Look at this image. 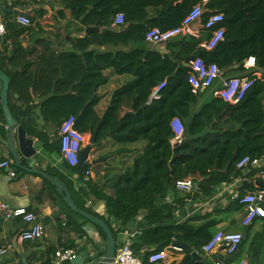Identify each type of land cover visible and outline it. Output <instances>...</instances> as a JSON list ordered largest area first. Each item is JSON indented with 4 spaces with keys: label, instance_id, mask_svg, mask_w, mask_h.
<instances>
[{
    "label": "trees",
    "instance_id": "obj_1",
    "mask_svg": "<svg viewBox=\"0 0 264 264\" xmlns=\"http://www.w3.org/2000/svg\"><path fill=\"white\" fill-rule=\"evenodd\" d=\"M62 2L73 21L83 27L110 28L116 14L122 12L125 15L124 29L118 32H91L83 38L73 39L71 41L76 52L61 54L47 50L50 42L39 39L36 45L42 50L36 55V47L27 50L22 46L20 38L28 29L13 21L16 16L13 12L18 7L24 10L40 4L36 0H12L10 3L3 0L0 16L6 24L7 35L0 40L3 47L0 50V67L11 79L9 105L15 119L20 124H25L10 104L14 96L18 94L19 101L24 102L27 108L34 106L33 96H37L43 99L40 107L46 121L61 125L64 120L74 116L76 129L81 133H93L96 135V142L108 135L119 145L135 143L141 139L148 140L144 154L136 158L131 168L114 179V193L109 195L100 185L91 182L87 184L88 191L81 188L86 197L94 196L97 200L106 202L109 218L96 215L89 208H82L104 220L116 240L118 232L112 227L111 219L125 225L140 211L146 210L145 220L148 227L139 237L140 242L161 244L151 253L176 241L201 250L212 239L207 237L208 224L194 227L187 221L177 225L172 219L173 207L162 202L165 201L171 184L175 185L177 181L190 175L204 176L209 184L205 187L210 190L221 182L231 181V174L245 156H264V0H208L205 3L204 0ZM197 5H203L204 9L201 17L202 40L209 39L214 30L222 28L225 31L224 40L213 51L202 49V40L191 37L168 43L165 54L147 47L145 36L150 29L157 27L165 31L182 25ZM44 13L43 9L35 10L39 17L44 16ZM213 13H222L224 21L211 30H205L204 26ZM59 14L66 16L65 12ZM133 44L142 46L115 54L90 50L94 45ZM251 56L256 58L251 64H257V70L262 72V77L255 78L244 99L236 105L225 102L223 106L224 100L221 97L216 98L191 118V107L196 102L199 91H195L189 84L190 67L185 64L200 57L207 64H217L222 71L238 66L240 72H245L246 76L252 78L254 71L247 72L244 68V62ZM17 68L21 70L16 71ZM109 69L114 74L129 73L140 79L117 89L104 113L100 114L97 111V106L102 101L99 90L108 82L106 71ZM143 76L149 80L143 82ZM164 81L167 85L159 100H153L151 104L163 105L164 110L169 106L176 109L173 113L179 115L185 132L183 141L176 145L171 144V130L166 126L160 128L156 125L155 115L149 120L148 127L139 126L145 118L149 119L146 113L143 114V109L147 107L153 86ZM72 88L76 95H67ZM131 92L137 95L134 98L137 112L119 119L125 97ZM18 111L22 115L26 114V110L22 108ZM70 111L75 114H69ZM164 115L167 119L164 123L166 125L169 117L166 112ZM217 117L218 123L213 124L214 129L211 130L210 126ZM188 119L190 120L187 121ZM0 122L5 124L1 105ZM6 136L7 131L4 130V138ZM227 163L229 169L225 173ZM216 164L218 168L215 170ZM44 181L58 195L57 189L47 180ZM68 188L72 186L69 185ZM59 197L63 199V196ZM66 207L68 208L67 205ZM68 210L83 218L70 208ZM83 220L90 223L84 218ZM96 228L107 241L104 230L97 226ZM184 252L187 257L182 264H194L191 251L184 249Z\"/></svg>",
    "mask_w": 264,
    "mask_h": 264
},
{
    "label": "crops",
    "instance_id": "obj_2",
    "mask_svg": "<svg viewBox=\"0 0 264 264\" xmlns=\"http://www.w3.org/2000/svg\"><path fill=\"white\" fill-rule=\"evenodd\" d=\"M7 2L10 3L12 0H7ZM37 2L39 3V0ZM51 2L54 4L39 3L40 5L29 6L28 9L23 10L18 7L14 10V14L16 11L22 13L30 12V14L28 13L26 15L30 16L33 22V25L26 28L28 29L27 32L20 38L21 44L27 50L36 47V55L40 54L42 50L41 47L36 45L39 39L50 42V48H47V50H53L56 54L76 52L71 40L83 38L89 34L87 33L88 27H83L78 22L73 21L69 11L64 9L62 0H53ZM39 9L44 10V16L39 17L35 14V10ZM59 12H65L66 16H61ZM150 14H152L151 9ZM0 19L3 18L0 16ZM140 46L142 45H94L90 47V50L98 53L108 52L115 54L118 51L129 52ZM147 47L161 54L167 53L166 45L152 46L147 44ZM2 49V43L0 42V50ZM185 65L190 67V63H186ZM19 70L21 68L16 69V71ZM260 73L262 74V72ZM106 75H108V82L99 90L102 101L97 106V111L100 114L104 113L110 104L113 93L117 89L136 81L138 78L140 79V77L129 73L114 74L111 69L106 71ZM246 75L247 73L238 70V66L222 71L221 76L210 88L199 91L196 102L191 107V118L205 105L212 103L216 98H220L219 94L221 90H224L225 82L234 80L235 78H242ZM141 79L143 82L149 80L145 76L141 77ZM69 94L76 95L74 88L73 90L71 89ZM136 96L134 92L126 95L125 101L119 111V119L127 115L136 114L137 110L134 108V98ZM42 101L43 99L40 97L33 96L34 106L27 108L24 102L19 101V95L16 94L14 100L10 103L14 112L24 121L25 124L21 125L27 130L28 136L35 139V146L38 150L37 163L41 164L43 171L61 179L68 187L69 185L72 186L69 190L79 208H89L94 214L109 218L106 202L97 200L94 196L86 197L81 192V188L88 191L87 184L91 182L100 185L109 195L114 193V187L112 186L114 179L118 175L125 173L128 168H131L136 158L144 154L148 146V140L141 139L135 143L119 145L108 135L100 142L95 141L93 143L92 139L94 134L91 132L83 133L86 136V143L82 149H85L89 145L93 146V151L89 154L87 161L91 163L95 160H102L100 163L88 169L91 170L92 175L90 176V181L86 183V174L80 173L77 168H71L63 159L60 151V125L45 120L40 107ZM152 102L149 99L146 103L147 107L143 109V114L146 113L149 119L146 120L145 118L139 125L140 128H145L143 125L148 127L149 120L155 115V123L157 126L160 128L166 126L168 130H171V144H180L183 141L185 132L183 133L182 140L176 142L177 127L175 122L176 120L180 121L179 115L173 113V110L176 109L169 106L167 110H164L163 105L159 106L157 104L153 106L151 104ZM224 103L225 101L222 102L223 106ZM153 107L154 110L151 111ZM19 108L26 110V114L22 115V113H19ZM165 112L167 113V117H169V122L166 125L164 124L167 120L165 119ZM69 114L74 115L75 113L70 111ZM218 119V117L217 119L214 118L210 126L211 130L214 129L213 124L218 123ZM220 127H223V125H220ZM4 130L7 131L6 125L0 122V159L9 157L14 160L6 142L8 132L6 138H4ZM261 158L264 163V156ZM217 168L218 164L217 166L215 165V170ZM13 169L17 172V177L14 179L9 176L8 171H0V200L13 208L25 207L38 214L45 227L46 235L40 241L20 243L17 237L25 228V224L21 220L16 219L0 220V250L7 249L5 254H0V264H52L54 251L61 248L75 249L77 251V257L85 254L82 264H104L102 256L106 252L107 245L96 226L91 223H86L83 218L73 215L68 210L69 207L67 208L64 204L63 199L59 197L60 194L57 192V195L45 183L43 177L27 171L18 170L16 164H14ZM228 169L229 163L226 164L224 172L227 173ZM247 170H239L237 168V173L235 171L230 176L231 181L221 182L211 187L210 190L209 188L207 190V187H205L209 186L205 177L199 174L188 177L193 180L194 184V190L191 193H185L177 189L176 184L169 186L167 197L162 203L173 207L172 219L175 224L180 225L187 221H190L194 227H201L208 224L207 237L209 236V238H212L217 232L243 234V241L239 249L231 256H227L222 252L206 254L203 252V249L199 250L191 245L193 251H196L201 256L199 260L192 256L194 264H215L216 261L220 260H227L229 264H240L242 262H246L247 264H264V218H256L249 226L245 227L243 225V220L246 215L245 207L235 199L236 193L244 195L248 192L256 191L259 187L256 184L257 181L261 180L258 172L255 170ZM248 173L250 174L246 175ZM146 215L147 211L142 210L130 223L125 225L111 219L112 227L118 232L117 250L120 249L123 242L129 237H132L135 252L143 257L145 262L149 253L161 245L140 242L141 238L139 237L148 227L145 220ZM63 216L67 217L65 226L63 225ZM69 218H71L70 221ZM190 253L192 255V252ZM22 256H25L26 260ZM186 257V252L170 253L167 261L159 264H182ZM59 264H75V262L63 261ZM145 264L150 263L146 262Z\"/></svg>",
    "mask_w": 264,
    "mask_h": 264
},
{
    "label": "built area",
    "instance_id": "obj_3",
    "mask_svg": "<svg viewBox=\"0 0 264 264\" xmlns=\"http://www.w3.org/2000/svg\"><path fill=\"white\" fill-rule=\"evenodd\" d=\"M208 0H204V3ZM204 13L203 5H197L189 16L183 21L182 25L168 29L161 30L157 27L150 29L146 36L147 44L152 46H165L168 43L181 39L184 37H191L197 40H202L201 31V17ZM13 21L24 27L28 28L33 25L31 17L28 15H16ZM224 21L222 13H213L207 20L204 29L211 30ZM125 26V15L122 12L116 14L113 19L112 27L121 28ZM7 35V27L3 19H0V38ZM225 38L224 29H217L212 32L209 39L202 40L200 47L206 51H213L220 42ZM256 60L251 56L244 62V68L248 71H254L253 77L244 76L242 78H235L225 82L224 90L220 91V97L232 105L241 102L246 96L247 92L251 89L255 82V78L262 77V74L257 70V64L253 65L251 62ZM222 70L215 63L207 64L200 57L190 62V73L188 82L195 91H202L210 88L215 81L221 76ZM167 83L164 81L156 85L151 92L150 101L157 100L161 96L162 90L166 87ZM176 137L175 141L180 142L183 138L184 127L179 120H176ZM76 118L70 116L64 120L59 128L61 153L63 159L71 168H77L79 164V154L86 143V136L78 131L75 127ZM15 161L9 157L0 159V171H8L9 176L14 179L17 177V172L13 169ZM239 170H255L261 180H264V163L262 158L245 156L237 164ZM85 182L90 181L92 175L91 170L85 172ZM177 189L191 193L194 190L193 180L186 178L176 182ZM235 199L244 205L246 210L243 225L249 226L256 218H264V188L258 187L254 192H248L244 195L239 193L235 194ZM21 220L25 224V228L18 235L17 240L20 243L36 242L45 238V227L41 222V217L35 212L25 207L13 208L4 201L0 200V220ZM65 226L67 217L63 216ZM243 241L242 233L232 232H217L212 239L203 246V252L206 254H214L218 252L225 253L227 256L233 255L239 249ZM7 249L0 250V254H5ZM184 248L176 246L171 243L162 250L151 253L148 257L150 264H159L166 262L170 253H183ZM77 251L73 248H61L55 253L52 264H59L63 261H73L77 258ZM114 264H145V259L139 256L134 248L132 237H129L123 242L120 249L117 250ZM215 264H229L224 260L216 261ZM240 264H247L242 262Z\"/></svg>",
    "mask_w": 264,
    "mask_h": 264
},
{
    "label": "water",
    "instance_id": "obj_4",
    "mask_svg": "<svg viewBox=\"0 0 264 264\" xmlns=\"http://www.w3.org/2000/svg\"><path fill=\"white\" fill-rule=\"evenodd\" d=\"M37 1V0H36ZM53 0H39V3L46 4ZM0 6L3 5V0H0ZM30 14V12H28ZM28 13H22L20 11H16V15H26ZM124 29V26L121 28L118 27H110L99 29L97 27H88L87 33L91 32H107V31H121ZM11 79L10 77L0 68V105L3 110L4 121L7 128L8 136H7V146L9 151L14 158L15 164L18 170L27 171L32 174H37L47 180L50 184H52L57 192L63 196V201L65 204L76 214L88 220L94 226L100 227L104 230L107 236L106 241V252L102 256V261L104 264H114V260L117 253V240L113 234V231L109 227V225L102 220L101 218L88 213L87 211L79 208L75 203L72 194L64 181L61 179L52 176L51 174L42 170L41 164L37 163V154L38 150L35 146V139L31 136H28L27 131L24 127L15 119L13 113L11 112L9 105V91H10ZM73 90V88H72ZM69 95V93L67 94ZM96 141V135H94L92 142ZM93 151V146L89 145L85 149H82L79 154V164L77 166V170L80 173H85L89 168L100 163L102 160H95L91 163L87 161L89 154ZM217 166V164H216ZM248 171V170H247ZM259 187L264 188V181L259 180L256 182ZM176 246L182 247L192 252V256L195 259H201V256L196 251H193L192 247L186 243L182 242H174ZM24 260H26L25 256H22ZM85 254L80 255L76 259L73 260L75 264H82L84 260ZM227 262V260H225ZM25 263V261H24ZM228 263V262H227Z\"/></svg>",
    "mask_w": 264,
    "mask_h": 264
}]
</instances>
